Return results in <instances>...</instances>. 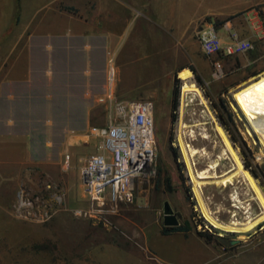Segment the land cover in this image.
Masks as SVG:
<instances>
[{
  "label": "rangeland",
  "instance_id": "1",
  "mask_svg": "<svg viewBox=\"0 0 264 264\" xmlns=\"http://www.w3.org/2000/svg\"><path fill=\"white\" fill-rule=\"evenodd\" d=\"M248 1L249 6L243 4L225 19L235 22L237 36L254 48L234 56H206L197 33L213 19L222 37L223 20L193 18L207 9L236 11L242 6L234 0H0V92L3 88L14 103L3 111L0 93V264H211L212 255L222 259L264 250V223L245 238L222 231L221 238L218 230L199 228L208 223L196 203L194 185L187 181L188 172L182 168L185 174L181 173L178 163L180 136L194 148L208 146L193 140L190 131L198 127L192 125L204 123L212 141L220 142L214 117L238 150L239 132L244 133L250 150L246 144L249 160L242 164L264 195V161L258 162L252 152L256 157L260 150L263 160L264 153L253 145L256 138L247 135L246 121L249 117L256 124L264 118V92L244 98L246 113L234 109L233 97L238 87L264 73V34L258 37L264 31V0ZM81 16L88 22L77 21ZM47 31L82 34L40 42L83 48L80 61H42L36 66L29 36ZM196 55L209 63L205 81L192 71ZM215 61L222 67L218 80L212 77ZM110 66L116 69L112 87L117 101L153 103L157 156L154 174L135 181L133 203L97 207L89 203L80 182L85 158L96 151V141L83 136L90 126L105 123V109L97 98L107 90ZM186 68L206 104L184 92L179 73ZM257 101L262 112H251ZM218 144V149L207 150L219 153L223 148ZM190 161L197 175L211 172L206 166L218 161V155L211 161L200 155ZM231 165L227 161L223 168ZM241 184L226 190L211 184L201 192L213 216L223 223H230L235 209L231 195L237 188L242 206L236 218L246 223L261 214L252 191ZM165 201L180 226L188 225L187 232L163 233L170 228L163 225Z\"/></svg>",
  "mask_w": 264,
  "mask_h": 264
},
{
  "label": "built area",
  "instance_id": "2",
  "mask_svg": "<svg viewBox=\"0 0 264 264\" xmlns=\"http://www.w3.org/2000/svg\"><path fill=\"white\" fill-rule=\"evenodd\" d=\"M261 33L264 34V31L261 30ZM197 40L202 53L206 56H234L254 48L250 41L240 40L235 34L231 35L230 42L223 44L213 19L203 23L197 33ZM221 76V64L215 61L212 77L218 80ZM107 81L106 92L97 98V103L105 109L106 120L103 125L90 126L83 136L96 141V151L85 158L80 169L83 193L89 203L97 207H117L133 203L135 181L149 178L154 174L157 156L153 103L148 100L126 103L117 101L111 86L110 71ZM172 145L177 148L176 143ZM69 161L70 156L66 154L64 157L66 167L69 166ZM183 162L186 165L182 156L178 163ZM193 200L191 197V201ZM194 210L197 211V205H194ZM203 227L199 225L203 231L213 233L214 228L210 225L203 224ZM217 235L223 234L219 231Z\"/></svg>",
  "mask_w": 264,
  "mask_h": 264
},
{
  "label": "bare ground",
  "instance_id": "3",
  "mask_svg": "<svg viewBox=\"0 0 264 264\" xmlns=\"http://www.w3.org/2000/svg\"><path fill=\"white\" fill-rule=\"evenodd\" d=\"M116 77V69L113 66H110V79H111V86L114 85ZM180 80L184 83V92L188 94H194L201 98L202 104H206L204 97L202 96L201 92L195 85L193 81V73L190 69L186 68L180 72ZM264 92V73L260 74L259 76L252 78L247 83L242 86L238 87L233 93H234V109L236 111L242 110L244 113H246L242 108L241 102L244 100L245 97L256 94V93H262ZM184 93V94H185ZM262 97L264 98V93L262 94ZM254 112H262V109L259 107V101L255 102L254 109L252 110ZM241 113V112H240ZM213 120L215 122V129L216 134L218 135V138L220 139V142H213L212 136L208 133L207 129L203 127L204 123H198L195 124L196 126H201L200 129L201 135L203 136V139L205 141H212L211 146L215 150L219 148L220 143L222 145L223 149L219 150V153H216L215 155L208 151L206 148L203 150H194L190 145L191 144H185L183 142V139L180 138V144L181 148L183 149L185 160L187 161V165L190 171V176L192 179V183L194 185V193L197 197L198 203H199V209L201 210L203 216L205 217L207 223L214 229L227 232V233H238L241 234V238H245V234L251 232L253 229L258 227L261 223H264V195L256 183V180L251 176V174L243 167L241 158L239 156L238 151L234 148L232 143L229 140L228 135L225 133V131L222 129V127L216 122L215 118L213 117ZM249 120V130L248 133L251 137L259 136L261 147L263 149L264 153V118L259 121V126H256L248 117ZM195 125H192L191 127H195ZM184 127H186L184 125ZM193 131V130H192ZM195 132V130H194ZM198 133V131L196 130ZM193 133V132H192ZM196 134V133H195ZM194 134V135H195ZM196 136V135H195ZM199 138V137H198ZM196 139V138H195ZM218 139V140H219ZM208 144V143H207ZM187 145V146H186ZM210 146V145H209ZM202 158H205V160L211 161L214 159L215 156L218 155V161H214L210 163L209 170L211 172H198L197 175L194 174L193 165H195L194 162H191L190 159L194 158L196 156H199ZM228 160L232 162V165L224 169L223 163H226ZM259 160L262 162L264 161L263 158L260 156ZM219 171L221 173H219ZM239 177H242L243 179H240L238 183L236 181L239 179ZM240 183L247 185L248 189L252 191L253 193V199L259 204L261 209V214L254 218L249 219L246 223H241L239 219H237V210L241 208L242 205V198H240V192L238 191L239 188L235 191L234 194L231 195V199L234 201L233 207L235 208L232 211V218L230 220V223H223L218 218L214 217L211 213L210 209L208 208V205L205 203L201 192L204 187H208L211 184L217 185L220 188L229 189L233 187H237ZM242 184L240 186H242ZM246 187V188H247ZM234 189V188H233ZM252 199V200H253ZM244 207V206H243ZM248 217V216H247Z\"/></svg>",
  "mask_w": 264,
  "mask_h": 264
},
{
  "label": "crops",
  "instance_id": "4",
  "mask_svg": "<svg viewBox=\"0 0 264 264\" xmlns=\"http://www.w3.org/2000/svg\"><path fill=\"white\" fill-rule=\"evenodd\" d=\"M254 1V0H251ZM248 0H234V4L238 5L240 4L241 6L244 4V6H249L250 3H248ZM242 6L240 9L233 11V12H219L216 10H212V9H207L205 12L198 14V16L196 15L195 18H193L194 20H203L205 17L207 16H213L216 17L217 19H221L223 20V24H222V30L224 31V35L221 37L222 43L226 44L228 42H230L231 40V35H236L237 36V32H236V23L231 21V20H227L225 19L228 16L233 15L234 13H237L238 11H240L241 9H243ZM77 11V10H75ZM170 12L172 13L173 10L171 9ZM195 15V14H194ZM77 21L79 22H83L86 23L88 22V20L86 18H84L83 16L79 17L77 19ZM258 32V37L260 38L261 36L259 35ZM30 38H32L33 42L31 41V48H30V55H32L31 60H34V62H36V66H38L42 61H48L49 63H78V61H80V59L82 58V54H85L84 49L82 48L80 51L79 50H72L66 46L62 47H56V46H52V44H44L43 46L40 45V42L43 40H51V39H59V40H64V39H68L70 37H83L82 34H72L71 32H58V33H49V31L44 32V33H38L35 35H30ZM238 39H240L237 36ZM240 40H245V39H240ZM198 41V40H197ZM199 44V42H198ZM200 46V44H199ZM208 63L207 60H203L201 59L198 55L196 56H192L191 59V64L195 69V73L204 81L207 79L206 77L208 76L207 73V64ZM38 64V65H37ZM209 64V63H208ZM224 66H227L224 64ZM180 76V73H179ZM181 79V78H180ZM3 97L1 99V103L3 104L1 107L3 109V111L5 110V108L7 106H12L14 103L11 100L10 95L5 96L3 94V88L1 89L0 92ZM1 109V110H2ZM0 110V111H1ZM209 261L211 264H264V250L262 248H257L255 250H252L249 254L247 255H239V254H235V255H228V256H224V258L218 259L219 256L218 255H212L209 256Z\"/></svg>",
  "mask_w": 264,
  "mask_h": 264
},
{
  "label": "flooded vegetation",
  "instance_id": "5",
  "mask_svg": "<svg viewBox=\"0 0 264 264\" xmlns=\"http://www.w3.org/2000/svg\"><path fill=\"white\" fill-rule=\"evenodd\" d=\"M180 94V87H178V95ZM240 111H242V110H240ZM243 112V111H242ZM251 112H254V111H251ZM244 113V112H243ZM245 116V115H244ZM246 120V119H245ZM247 123H248V126H249V120H248V117H247ZM256 126H259V121H257L256 122V124H255ZM194 127V126H193ZM195 127H198V126H196L195 125ZM199 127H201V126H199ZM199 127H198V133L196 132V130L195 129H192L190 132H191V137L193 138V140L194 141H199V139H200V141H203L204 143H208V146H206V147H203V148H206V149H211V143H212V141H205L204 139H203V136L201 135V131H200V129H199ZM250 127V126H249ZM202 128V127H201ZM194 130H195V132H194ZM207 131H208V129H207ZM193 132V133H192ZM196 133V134H195ZM208 133H209V131H208ZM196 136H195V135ZM210 134V133H209ZM239 134H240V136L238 137V143H239V145H240V150H238L237 148H235L237 151H238V153H240V158H241V160H242V162L245 164V165H247V161L246 160H249L248 158V156H249V152H245V151H249L250 150V145H249V143H246V138L245 137H242V135H244V133L243 132H239ZM211 135V134H210ZM247 135L248 136H250L249 135V133H248V131H247ZM199 137V138H198ZM251 137V136H250ZM180 138H182L181 136H180ZM196 138V139H195ZM254 138H256V140H253V145H259L260 147H261V142H260V138H259V136H256V137H254ZM178 141H179V145H180V150H181V152H182V156L184 157V160L186 159L185 158V155H184V152H183V149L181 148L182 146H181V142H180V139L178 138ZM184 142V141H183ZM247 144V150H245V145ZM210 145V146H209ZM187 146V145H186ZM191 147H192V145H190ZM194 150H203V148L202 149H197V148H194V147H192ZM243 153H245L246 155H247V157L245 158L244 157V155H243ZM260 150H259V152L256 154V157L254 156V153L252 152V157L253 158H256L257 159V161L258 162H260V160H259V157H260ZM228 161H230V160H228ZM185 162H186V165H187V161L185 160ZM186 165H185V163L183 162L182 164H180L179 165V169H180V171H181V173H183V169L182 168H185V170H187L188 169V173L186 174V176H187V181H189V183L191 184L192 183V179H191V176H190V171H189V168H188V165H187V167H186ZM210 166V164H207V166L206 167H209ZM250 169H251V171H252V173H254V168H252V167H250ZM193 184V183H192ZM193 192H194V189H193ZM195 194V193H194ZM195 197H196V195H195ZM196 199H197V197H196ZM197 202H198V200H197ZM199 204V203H198ZM219 237H221V238H224V236L223 235H218Z\"/></svg>",
  "mask_w": 264,
  "mask_h": 264
},
{
  "label": "water",
  "instance_id": "6",
  "mask_svg": "<svg viewBox=\"0 0 264 264\" xmlns=\"http://www.w3.org/2000/svg\"><path fill=\"white\" fill-rule=\"evenodd\" d=\"M163 225L170 228L180 226L179 220L168 201L163 203Z\"/></svg>",
  "mask_w": 264,
  "mask_h": 264
},
{
  "label": "trees",
  "instance_id": "7",
  "mask_svg": "<svg viewBox=\"0 0 264 264\" xmlns=\"http://www.w3.org/2000/svg\"><path fill=\"white\" fill-rule=\"evenodd\" d=\"M66 10H68V11H70V12H72V11H74L72 8H67ZM192 71L195 73V69L193 68L192 69ZM221 110L223 111V112H226L225 111V108L223 107H221ZM221 122V124L222 125H224L223 124V121H220ZM246 168H248V166H246ZM189 229H188V225H185V226H178V227H173V228H168V229H165L164 231H163V233L164 234H170V233H175V232H187ZM202 235V234H201ZM206 239L207 240H210V236L208 235V236H206Z\"/></svg>",
  "mask_w": 264,
  "mask_h": 264
}]
</instances>
